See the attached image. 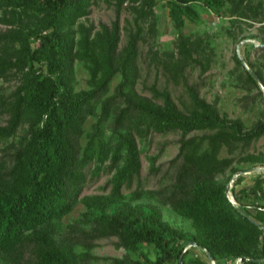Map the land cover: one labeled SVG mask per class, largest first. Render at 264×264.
I'll use <instances>...</instances> for the list:
<instances>
[{
  "label": "trees",
  "instance_id": "1",
  "mask_svg": "<svg viewBox=\"0 0 264 264\" xmlns=\"http://www.w3.org/2000/svg\"><path fill=\"white\" fill-rule=\"evenodd\" d=\"M99 1L0 0V22L7 25L0 29V81L19 80L9 92L0 85V111L8 114L0 124V141H7L0 149V264H92L100 259L109 264H181V258L182 264H264V203L259 199L264 168L253 183L229 185L235 173L264 166V155L221 154L224 147L230 153L238 144L264 136V109L246 128L243 119L229 117L201 95L196 82L187 80L188 67L199 64L208 70L214 53L207 37L193 32L178 36L177 49L150 47L155 60L184 80L189 103L181 107L168 87L156 84L152 96L142 94L137 90L140 46L147 40L142 24L148 21L155 33L159 0H106L116 18L97 27L82 18ZM168 2L179 27L186 16H198L195 4L203 2L261 21L264 33V0ZM124 8L133 15L130 28L121 23ZM124 29L127 41L121 45ZM259 41L258 46L250 43L264 55V35ZM244 58L235 55L240 77L249 90H257L245 97L264 103V62L246 64ZM77 59L89 70L88 88H75ZM116 76L120 80L107 94ZM91 114L97 118L83 143ZM150 130L181 131L174 178L158 189L138 186L128 195L123 187L142 168L135 133ZM109 160L111 190L83 194L89 174H98ZM243 177L239 174L236 184ZM147 197L170 204L191 220V227L172 224L160 204ZM80 201L85 209L63 226L62 218ZM106 237H116V246L143 257L94 253L99 239ZM150 246L157 251L155 258L144 252Z\"/></svg>",
  "mask_w": 264,
  "mask_h": 264
},
{
  "label": "rangeland",
  "instance_id": "2",
  "mask_svg": "<svg viewBox=\"0 0 264 264\" xmlns=\"http://www.w3.org/2000/svg\"><path fill=\"white\" fill-rule=\"evenodd\" d=\"M258 1V0H254ZM197 17L186 16L184 24L178 26L171 17L168 0H159L155 5L156 31L152 34L149 29V22L146 21L144 26V35L146 41H141V53L139 56L140 77L137 83V90L144 95L152 96V86L156 84L159 88L168 87L172 92L177 103L183 107L184 103H189V96L184 84V80L173 77L169 69L162 65L161 61L155 60L151 53L150 47L159 50L160 52L169 49H177V39L180 34L200 33L207 37V47H213V60L208 70L202 71L199 64L189 66L186 70L187 80L196 82L199 85V90L202 96H205L210 101H215L222 112L227 113L229 117H240L244 120L246 128H250L254 122L261 116L264 103L259 97L246 98V94L257 93L256 89L249 90L246 83L240 77L242 69L236 67L235 55L238 54L244 58L247 64L251 60L254 64L264 62V55L260 47L256 49L250 42L255 45H260L259 39L264 35L261 31L262 22L251 18L237 17L231 15L227 9L222 8L217 11L215 8L206 5L203 2L195 4ZM133 15L128 8H124L121 13L122 25L132 27ZM116 18L114 6L106 0H100L92 8V12L82 18L87 23H93L99 27L101 23L110 24ZM127 18L129 20H127ZM7 25L0 22V29L6 28ZM127 41V32L124 29L121 39V45ZM75 88H88V78L90 77L86 63L82 60H75ZM242 75V74H241ZM120 77L116 76L112 82L107 94L113 93L116 84ZM19 82L17 78L3 79L0 85L6 91L12 90ZM264 90V84H261ZM160 101L159 98H157ZM254 100L252 103L251 101ZM8 117L7 113L0 111V124H5ZM96 115L91 114L86 119L84 124V134L82 142L87 139V133L93 129V123L96 120ZM110 119L106 121V130H108ZM203 131H197L202 133ZM136 138L139 149L141 151L142 168L139 176H135L130 186H125L124 192L131 194L132 190L138 186L142 189L152 190L158 189L172 182L177 164V154L180 147L181 131L173 130L168 132H158L150 130L145 134L136 132ZM6 140L0 141V149L6 144ZM262 153L264 155V136L249 143L238 144L233 152L228 151L227 147L222 150V155H233L237 158L240 154L245 153ZM110 160L107 161L98 174H89L88 182L85 184L83 194H94L101 192H109L111 190L110 178L112 170L108 168ZM234 165H238L235 160ZM264 168L263 165H258L256 168H247L235 173L229 185L240 187L244 183H253L255 175L258 171ZM231 172L230 167L225 171L228 176ZM244 174L241 182L237 183L234 179L239 175ZM219 176H223L219 173ZM264 196V195H263ZM259 198L264 203V197ZM253 197V196H252ZM256 199V198H255ZM258 199V200H259ZM144 200V199H139ZM147 200L158 202L161 206L164 218L172 224L190 228L191 220L178 214L170 204L163 203L156 199L147 197ZM252 212H256L254 206L250 207ZM85 209L83 202L77 205L62 218L63 226L68 222L78 217ZM116 237H106L99 239L98 244L93 248V252L101 256H126L136 259L142 256L135 250L115 245ZM191 248L192 253H200L198 249ZM151 258H155L157 251L153 246L144 250ZM201 254V253H200ZM202 256L207 259L203 254ZM143 257V256H142ZM174 261H168L166 264H173ZM92 264H109V260L100 259Z\"/></svg>",
  "mask_w": 264,
  "mask_h": 264
},
{
  "label": "water",
  "instance_id": "3",
  "mask_svg": "<svg viewBox=\"0 0 264 264\" xmlns=\"http://www.w3.org/2000/svg\"><path fill=\"white\" fill-rule=\"evenodd\" d=\"M253 71V70H252ZM181 264H182V258H181Z\"/></svg>",
  "mask_w": 264,
  "mask_h": 264
}]
</instances>
